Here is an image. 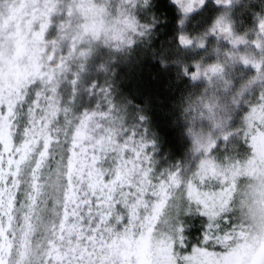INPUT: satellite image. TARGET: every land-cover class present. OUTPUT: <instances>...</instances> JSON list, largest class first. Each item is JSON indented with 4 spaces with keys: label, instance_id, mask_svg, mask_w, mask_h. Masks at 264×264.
Wrapping results in <instances>:
<instances>
[{
    "label": "snow or ice",
    "instance_id": "obj_1",
    "mask_svg": "<svg viewBox=\"0 0 264 264\" xmlns=\"http://www.w3.org/2000/svg\"><path fill=\"white\" fill-rule=\"evenodd\" d=\"M0 264H264V0H0Z\"/></svg>",
    "mask_w": 264,
    "mask_h": 264
},
{
    "label": "trees",
    "instance_id": "obj_2",
    "mask_svg": "<svg viewBox=\"0 0 264 264\" xmlns=\"http://www.w3.org/2000/svg\"><path fill=\"white\" fill-rule=\"evenodd\" d=\"M161 37H163V34H161ZM127 75L133 80L140 78L157 87H163L165 83L164 68L162 66H157L156 61H148L147 59L142 67H133Z\"/></svg>",
    "mask_w": 264,
    "mask_h": 264
}]
</instances>
